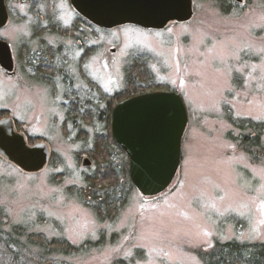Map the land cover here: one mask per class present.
<instances>
[{"label":"rangeland","instance_id":"rangeland-1","mask_svg":"<svg viewBox=\"0 0 264 264\" xmlns=\"http://www.w3.org/2000/svg\"><path fill=\"white\" fill-rule=\"evenodd\" d=\"M218 1L193 0L192 19L163 31L127 25L96 32L79 26L67 0H7L0 40L10 44L16 66L27 60L36 71L27 78L0 66V117L19 120L18 130L46 142L55 158L43 171L25 173L0 156L4 231L22 224L75 245L105 236L104 247L66 257V264H202L196 252L215 239L264 243V160L253 147L254 156L243 150V134L255 132L236 124L264 122V0H232L229 10ZM144 84L151 87L137 92L173 91L184 100L181 171L158 197L136 190L108 215L99 211L102 220L78 197L82 189L87 198L94 192L84 178L130 164L99 113ZM125 173L118 169L119 183Z\"/></svg>","mask_w":264,"mask_h":264},{"label":"water","instance_id":"water-1","mask_svg":"<svg viewBox=\"0 0 264 264\" xmlns=\"http://www.w3.org/2000/svg\"><path fill=\"white\" fill-rule=\"evenodd\" d=\"M69 3L90 23L107 30L120 25L163 30L171 23H186L194 16L193 0H69ZM9 19L6 0H0V30L8 25ZM0 66L9 73L14 67L11 46L4 40H0ZM188 121L182 97L172 91L139 95L114 108L113 139L128 153L132 182L144 197H157L173 183L181 164ZM0 156L25 173H38L49 165L52 154L46 142L30 145L26 134L17 130L15 121L6 117L0 119ZM87 162L91 164L88 160L84 163Z\"/></svg>","mask_w":264,"mask_h":264},{"label":"trees","instance_id":"trees-1","mask_svg":"<svg viewBox=\"0 0 264 264\" xmlns=\"http://www.w3.org/2000/svg\"><path fill=\"white\" fill-rule=\"evenodd\" d=\"M220 1L226 4L225 10H229V7L233 5L231 4L232 0H219L218 2ZM77 17L78 18L76 20H78L77 23L79 24V26L80 24L84 23L87 28L94 30L97 29L89 22L84 20L82 17L78 15ZM34 27L35 29H37L38 26L35 25ZM74 28H71V30H73ZM51 52L50 50H46L44 54H51ZM47 58H44L46 63L48 62ZM143 61L146 63V60ZM26 62L25 66H33L32 62ZM43 65L45 67L49 66L47 64ZM135 78L137 77L135 76ZM150 85L151 84H144L142 87H134L133 89L127 90V96L123 99L118 100L117 102L115 101L118 98H121V95H119L118 98H113V102L115 103L110 106L109 110L103 113H99L100 119L106 117L107 124H109L108 130H111L110 120L114 106L124 99L150 93L149 91L137 92L139 88H149L151 87ZM122 94L124 95L125 92ZM80 101L81 100H77V98H75L73 99L72 104L80 103ZM111 103L112 102H109V104ZM83 109H85V107ZM2 118L3 117H0V119ZM228 118L230 122H236L234 120L236 117H232L229 115ZM239 121V123H236L238 129H253V131L255 132L251 134H243V137L241 138V140H243L242 142L244 145V147L242 146L243 150H246V152H249L252 154V156H254L251 150V147H253V149H255L256 151L255 157H263L264 160V147L262 146L264 122L255 123L246 118H241V120ZM30 137L32 138V136ZM100 137L101 143L105 140V137L103 135ZM116 148L119 150V147L116 146ZM54 158L55 154L53 153V159ZM260 160L261 159H259V161ZM121 167H123V170L126 168V173L123 176L125 182L123 183H119V180L117 178V176H119L118 169ZM100 170L101 171H95V174L91 177L89 175L84 178V183L86 186L85 189L91 190L92 188V191H94L92 193L91 198H87L86 195H84L82 191L83 189L77 194L81 202L86 203L87 205L94 208L97 213H99V211H102L106 212V214L108 215L110 213V208H113L115 210V207L118 208L120 204L128 203L131 194H134L136 188L132 180L130 179L126 163L122 162V164L119 165H115V163H113L110 169ZM95 176H97V179L95 178ZM109 179H114L115 181H117L116 184L111 186V188L110 185L102 184V182H105ZM88 199H91V201H89ZM100 217L102 218V220L106 219L104 217V213L100 214ZM3 219H6L5 210L3 208H0V252L5 256L0 258V264H61L59 263L61 260L62 264H66V262L63 261V259H66V257L80 256L82 254L89 253L94 249H100L105 246V236L103 234H101L99 240L97 241L89 240L81 245H75L62 235L59 237L51 238L43 233L30 231L26 226L22 224L12 226V229L7 232L4 231L2 228V226L4 225ZM113 240H115V236H113ZM33 253L35 255H33ZM196 255L202 264H264V243H247L242 242L238 239L229 240L228 242H222L221 240L215 239L211 248H204L202 250H199L196 252ZM140 257L143 259L145 256ZM113 264L131 263H128L125 260H118L115 261Z\"/></svg>","mask_w":264,"mask_h":264},{"label":"bare ground","instance_id":"bare-ground-1","mask_svg":"<svg viewBox=\"0 0 264 264\" xmlns=\"http://www.w3.org/2000/svg\"><path fill=\"white\" fill-rule=\"evenodd\" d=\"M45 1V0H44ZM193 7H194V3H193ZM125 26H127V25H120V26H118L117 28H122V27H125ZM131 26V25H130ZM117 28H114V29H117ZM111 30H113V29H110V30H107V29H102V28H97L96 29V32H98V31H105V32H109V31H111ZM152 31H154V30H152ZM95 32V33H96ZM93 49H97L98 50V48H93ZM11 50H12V48H11ZM12 55H13V50H12ZM13 61H14V67H13V69H12V72L13 73H15L16 75L17 74H19V72H20V76H25V77H27V78H30L31 77V75H33V72L34 71H36L35 69L36 68H29L30 67V65H29V67H18V66H16L17 64L15 63V58H14V55H13ZM1 70H3L4 72H6V74L7 75H9L8 73V71H6L5 69H2L1 68ZM12 72H10V74L12 73ZM15 75V76H16ZM157 92H165L164 90H159V91H157ZM183 102H184V100H183ZM185 104V103H184ZM186 107V106H185ZM85 110H87V108H85V109H83L81 112H84ZM6 117H11L12 118V116L11 115H6V116H4L3 118H6ZM2 118V119H3ZM14 121H15V126H16V128H18L19 129V127H18V123H19V120H17V119H14V118H12ZM189 122V121H188ZM111 123H112V118H111V120H110V125H111ZM189 124V123H188ZM187 128H188V125H187ZM187 130V129H186ZM19 132H23V133H25L26 135H27V139H28V142H29V144L30 145H33L35 142L33 141V137L31 138L30 137V135H28L26 132H24V131H21V130H18ZM108 134H109V137H111L112 138V140H113V133H112V131L111 130H108ZM185 134H186V132H185ZM184 137H185V135H184ZM117 147H119V150H120V152H122V155H124V157H126L127 159L126 160H128V162H129V164H130V157H129V155H128V153L125 151V149L120 145V144H117L116 145ZM85 162V161H84ZM83 162V167H85V168H91L92 166H91V164L89 165L88 163L86 164V163H84ZM181 163H182V154H181ZM85 164V165H84ZM126 167H127V161H126ZM180 167H181V164H180ZM128 171H129V175H130V165L128 166ZM181 171V169L180 168H178V170H177V173H176V176L179 174V172ZM130 179H131V177H130Z\"/></svg>","mask_w":264,"mask_h":264},{"label":"flooded vegetation","instance_id":"flooded-vegetation-1","mask_svg":"<svg viewBox=\"0 0 264 264\" xmlns=\"http://www.w3.org/2000/svg\"><path fill=\"white\" fill-rule=\"evenodd\" d=\"M83 25V24H82ZM45 62V61H44ZM43 64H47V65H49V63H43ZM61 66H63V63H61ZM47 67V66H46ZM48 67H50V65L48 66Z\"/></svg>","mask_w":264,"mask_h":264},{"label":"snow or ice","instance_id":"snow-or-ice-1","mask_svg":"<svg viewBox=\"0 0 264 264\" xmlns=\"http://www.w3.org/2000/svg\"><path fill=\"white\" fill-rule=\"evenodd\" d=\"M262 207H264V206H262Z\"/></svg>","mask_w":264,"mask_h":264}]
</instances>
